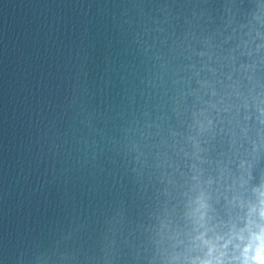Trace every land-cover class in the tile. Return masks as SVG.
<instances>
[{
	"label": "water",
	"instance_id": "95a60500",
	"mask_svg": "<svg viewBox=\"0 0 264 264\" xmlns=\"http://www.w3.org/2000/svg\"><path fill=\"white\" fill-rule=\"evenodd\" d=\"M264 234V0H0V264H245Z\"/></svg>",
	"mask_w": 264,
	"mask_h": 264
},
{
	"label": "clouds",
	"instance_id": "9594fccd",
	"mask_svg": "<svg viewBox=\"0 0 264 264\" xmlns=\"http://www.w3.org/2000/svg\"><path fill=\"white\" fill-rule=\"evenodd\" d=\"M253 245L249 251L253 252L254 258L246 261L245 264H264V234L257 235Z\"/></svg>",
	"mask_w": 264,
	"mask_h": 264
}]
</instances>
